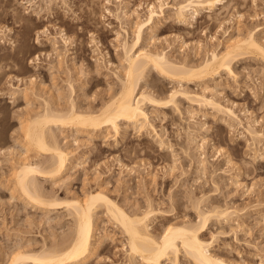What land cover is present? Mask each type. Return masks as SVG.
Returning <instances> with one entry per match:
<instances>
[{
  "label": "rangeland",
  "instance_id": "1",
  "mask_svg": "<svg viewBox=\"0 0 264 264\" xmlns=\"http://www.w3.org/2000/svg\"><path fill=\"white\" fill-rule=\"evenodd\" d=\"M66 1L71 10L52 19L48 15L53 10L47 12L45 0H0V264H9L18 251L58 247L74 228L69 208L60 202L76 197L85 201L99 187L129 214L151 204L156 213L150 218L149 232L157 238L169 224L196 222L197 203L202 210L228 208L229 216H212L203 232L204 239H213L210 252L234 264H264V142L253 143L245 133L253 121L264 132V60L254 53L233 61L234 77L222 71L206 81L178 84L150 69L142 85L153 96H165L181 84L196 94L205 88L206 95L235 112L240 125L178 97V110L145 108L163 146L154 132H138L122 124L116 138L109 128L80 133L72 127L56 128L58 145L73 153L69 165L59 176L37 177L35 182L60 206L35 207L20 197L13 178L17 157L26 148L31 161L48 162L47 154L23 141L22 128L29 117L42 111L45 100L61 111L72 101L79 111L102 107L119 88L116 76L123 72L118 40L124 36L131 43L135 24L145 19L147 6L158 3ZM164 13L165 18L144 30L141 47L163 51L179 63L198 64L250 32L264 43V0H223L214 11H202L185 22L177 21L171 8ZM46 26L51 37H57L59 29L66 30L65 49L60 44L56 52L34 43L38 30ZM203 155L206 171L197 169ZM95 212L93 251L80 264H142L128 256L126 238L105 208L99 205ZM178 262L193 264L182 253Z\"/></svg>",
  "mask_w": 264,
  "mask_h": 264
},
{
  "label": "bare ground",
  "instance_id": "2",
  "mask_svg": "<svg viewBox=\"0 0 264 264\" xmlns=\"http://www.w3.org/2000/svg\"><path fill=\"white\" fill-rule=\"evenodd\" d=\"M174 1L172 5L168 4L165 0H158L156 5L152 3L149 4L146 9L145 19L137 22L135 28L133 27L135 29L133 41L128 43L124 36L122 39L118 40L121 48V66L123 67L122 76L115 75L119 88L113 92L114 94L111 93L109 95L111 97L108 98V100L106 99L107 101L105 103H102L103 105L98 108L99 110L97 109L94 111L91 109L92 111H79V108L76 109L75 107L76 104L74 105V103H72L73 101L71 102L73 99L70 98L69 103H71L67 106L68 109H66V111H61L59 109L55 110L52 109L45 100L42 111L34 113L32 116L30 115L31 117H29L27 125L25 124L24 126V124H22L24 126L22 128V130L24 129L23 141L25 140L26 145L30 149L41 154H47L48 162H46L47 164L43 163L44 166L46 165L44 167L43 164L41 165V163H37V161H31L27 156L29 149L25 148V151L17 157L16 167L14 168V189L19 191L20 197H22L23 200L35 207L44 206V208L49 207L50 209H55L60 206V203L65 204V206L69 208V212H71V214H69L73 217L74 228L72 234L58 245V247L43 248L39 251H18L13 253L9 264H27L28 262L32 264L83 263L93 251L92 244L96 229L95 210L99 205L105 208L115 225L119 226L121 233L124 234L126 238L124 246H126L128 256L130 258H138L142 264H162L164 260H168L170 264H179L178 258L180 253L184 254L186 258L188 257L189 261L193 264H234L231 261H227L212 254L210 249L213 239L210 241L203 237V232L206 231L210 224L209 221H211L210 219H212V216L216 218L219 216L221 218L227 215L229 216L231 213L227 210L228 208L224 209L219 206L222 208L220 209L213 205L214 207L211 206L209 210L208 208L202 210L203 208L201 209L197 203L196 222L183 221V223L181 222L178 225L169 224L165 227L164 232L160 234L159 238H157L149 232L150 218L156 213H154L151 204H149V206L147 205L148 207L143 211H136L137 213L134 212L129 214L109 198L108 195L105 194V190L102 188L100 189V187L93 193L90 192L87 197H85V201H81V199L77 200L76 197L74 200H69L70 202L65 200L66 202L62 203L64 201L62 200L58 203L55 201L57 198H55L54 195V197H52L51 195L40 192L41 190H39L35 182L37 181V177H57L66 170L69 165L70 153H73L72 151L69 152L67 148H61L58 145L55 140V135L53 134V130L56 128L60 130L65 127H72L77 129V131H83L84 129L100 131L103 130V128H109L113 133V137L116 138L120 135V125L122 124V126L125 125L124 127L132 126L138 132H154L163 146L165 142L161 140V135L153 130L154 127H152V123H150L149 113L146 107L151 106L159 109L176 107L175 109L178 110V106L176 105L178 97H182L187 100V102L199 108H211L218 113L224 114L231 121H235L240 125L241 122L235 112L231 108L218 103L213 97L206 95L205 93L209 90L205 88H203V90L201 89V94H196L192 90H187L185 87L184 89L183 84H181L179 89H172L165 96H153L142 89V85L145 82L144 78L150 69L154 72L156 71V75L164 76L165 79L174 80L177 81V83L186 82V84H193L192 82L195 81L194 79L206 81L208 78L211 77L210 79H212L214 75H218L219 72L221 74L222 71L234 77L232 69L233 61L237 58L240 59V57L246 56L247 53H254L264 60V43L257 40L252 32L248 33V35L246 34L243 38L236 41L234 40V42L232 40L233 43H231L230 46L228 45L227 48L225 46L226 49L224 52L221 51L222 53L220 54L219 52H212L210 53V57L208 56L194 65L189 63V65H187V63L184 62L179 63L176 60L175 62L172 58L169 59V56L163 51L151 52V50L148 51L149 49L146 50V48H142L141 40L144 30L154 26L156 20L159 21L165 18L164 11L167 8L173 10V16L177 21L185 22L187 17L193 19L202 11H214V8L222 4L223 0ZM45 2L49 5L47 6V12L49 13L50 9L53 10V12L50 11L51 14L48 15V18H59L62 12L66 14V11L71 10V6L66 0H45ZM116 2L120 5L121 0H116ZM36 14L38 15L37 12ZM39 16L40 15H38V17ZM116 16L120 18L119 15L116 14ZM47 27L48 26L43 30H38L34 43L37 46L47 47L50 48L51 51L56 52H58L60 44V47L65 49L69 44V40L66 37V30L59 29L56 34L57 37H51V35L48 34ZM55 28L57 29V27ZM124 33L126 36V31ZM0 34H2L1 31ZM42 36L45 37V41H42ZM2 38L0 35V42H2ZM52 54L53 53H51V55ZM47 55L49 56V53ZM58 56H60V54H58ZM35 59H40L39 55L35 56ZM30 62L33 63V61ZM234 62L236 63V61ZM117 73L119 72L117 71ZM153 85H155L153 86L154 88L158 89L156 83ZM145 108L147 110H145ZM254 124H256V121L247 124L245 133L250 136V139L254 141L253 143H262L264 142V132L256 129ZM201 146H203V144L198 147L200 148ZM206 163L207 161L203 155V158L197 161V169L206 171ZM211 237L213 238V236Z\"/></svg>",
  "mask_w": 264,
  "mask_h": 264
}]
</instances>
